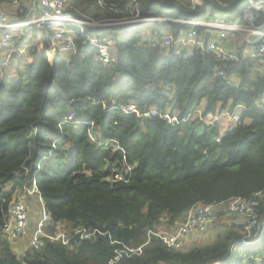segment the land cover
<instances>
[{
	"label": "trees",
	"instance_id": "16d2710c",
	"mask_svg": "<svg viewBox=\"0 0 264 264\" xmlns=\"http://www.w3.org/2000/svg\"><path fill=\"white\" fill-rule=\"evenodd\" d=\"M217 1L224 0H201L200 12L240 16L247 3L234 0L231 9H222ZM126 2L70 0L97 21L121 17ZM141 15L194 14L175 0H141ZM185 27L137 21L118 28L75 29L77 49L68 62L50 57L44 37L42 46L14 61L16 76L0 68V197L10 198L2 187L17 183L25 166L50 216L45 231L60 230L66 237L78 230L101 232L89 238L77 233L67 244L43 238L38 249L16 253L0 231V264H108L122 245L141 246V251L123 253L119 264H264V234L254 244L230 251L244 224L226 210L217 215L213 234L189 235L180 249L156 236L147 239L161 217L172 229L197 202L258 194L257 208H264V57L222 62L223 77L209 70L213 55L165 52L148 39L156 33L159 40L162 31L177 37ZM103 35L115 38V60L109 64L96 60L97 48L90 42ZM238 51L242 54L241 47ZM202 102V115L186 118ZM110 103H134L137 113H123ZM238 105L243 106L239 121L217 140L219 128L204 116ZM150 108L169 110L179 121L140 116ZM70 112L75 116L65 121ZM88 122L94 131L89 132ZM110 140L121 150L105 148ZM108 164L118 171L126 165L132 169L122 180L109 179Z\"/></svg>",
	"mask_w": 264,
	"mask_h": 264
},
{
	"label": "built area",
	"instance_id": "2783aa9c",
	"mask_svg": "<svg viewBox=\"0 0 264 264\" xmlns=\"http://www.w3.org/2000/svg\"><path fill=\"white\" fill-rule=\"evenodd\" d=\"M149 1V0H145ZM181 3L188 13L194 14L191 18L166 17V16H142L141 0H127L125 6L120 10L121 17L108 18L97 21L89 18L76 8L72 7L70 0H0V68L9 69L11 77L16 76L14 61L21 57H27L29 51L37 46H42L44 37L48 39L50 57L55 56L57 60L68 62L69 56L76 52L75 29L83 31L84 28H118L119 26L137 21L173 22L187 26L179 31L177 37H173L169 31L160 32L159 40L154 33L153 38H148L151 45L160 43L161 48L166 52L173 49L179 54L183 50H197L200 53L213 55L215 62L209 67L210 72L225 77L222 62L240 61L247 55L264 57V0H246V6L241 15L232 18L225 16L211 15L208 10L200 12L201 0H175ZM234 0L217 1L222 9H231ZM100 4H103L100 2ZM203 13V16L200 14ZM228 36H239L244 42L239 53V48H229L223 41ZM90 42L96 46V60L109 64L115 60L112 51L115 46V38L110 35L93 36ZM248 45V46H245ZM249 48L250 51H246ZM229 81L236 85L237 78L229 77ZM109 107L120 109L123 113H137L134 103L107 104ZM260 106L264 110V91L260 94ZM238 105L231 110H217L207 114L204 119L211 125L216 124L219 129L228 125L227 129L239 121ZM201 109H195L186 118H195L202 115ZM141 117L159 116L168 123L179 121L175 113L169 110L163 112L156 108H150L139 113ZM75 116L74 112L65 118L71 121ZM88 130H95L93 123L88 122ZM30 132L35 128L30 126ZM227 131V130H226ZM220 138L218 137L217 140ZM105 148L114 151L121 150V147L113 140L105 144ZM132 166L126 165L123 170L118 171L115 165L108 164V178L122 180L124 174L129 172ZM17 183L6 184L2 188L10 198L0 197V228L1 232L12 242L19 239H27V249L36 250L42 244V239L51 241L60 240L67 244L75 234L80 238H89L95 233H101L94 229L92 232L78 230L73 235L66 237L60 230L51 234L45 231V226L50 221L41 193L35 179L28 178V170L25 166L21 168ZM125 171V172H123ZM36 197L40 208V218L36 221L32 232L27 231L29 204L27 199ZM258 194L250 198L235 197L228 201H201L193 204L186 212L185 218L180 222L167 228V220L161 217L159 223L147 231V239L156 236L168 247L180 249L184 246L189 235L206 233L215 223L216 217L222 211L239 216L244 224L243 234L231 245L230 251H237L241 245H252L264 234V208L258 209ZM6 204L4 208L3 205ZM191 237V238H192ZM190 238V239H191ZM147 241L145 242V244ZM123 249L114 250V255L109 259L108 264H119L122 254L139 253L141 246L135 249L122 245Z\"/></svg>",
	"mask_w": 264,
	"mask_h": 264
},
{
	"label": "rangeland",
	"instance_id": "374dc122",
	"mask_svg": "<svg viewBox=\"0 0 264 264\" xmlns=\"http://www.w3.org/2000/svg\"><path fill=\"white\" fill-rule=\"evenodd\" d=\"M227 39H229V41H231L229 36ZM227 45H228V47L232 46V43L229 42ZM234 46H244V42L241 40L235 41ZM245 46H248V45L245 44ZM246 51H250V49L246 48ZM261 69H264V65L261 66ZM202 107H203V102L197 107V109H201ZM237 111L240 113V108H237ZM227 127H228V125L224 128V130L222 128L219 129V138H221L226 133V130H228ZM27 201L29 204V213H28L29 226L27 227V231L32 232V229H33L34 225L36 224V221L40 218L41 212H40L39 204L36 200V197H30V198H28ZM209 230L210 231L206 232L205 235H207V233H209L210 235L213 234L214 227L212 226ZM201 237L202 236H197V238H201ZM23 242H24V244L22 245ZM18 243L20 245H18ZM18 243L16 244V248L19 251H22L23 248H24V250L27 249V239H25V238L19 239Z\"/></svg>",
	"mask_w": 264,
	"mask_h": 264
},
{
	"label": "crops",
	"instance_id": "0c3cea01",
	"mask_svg": "<svg viewBox=\"0 0 264 264\" xmlns=\"http://www.w3.org/2000/svg\"><path fill=\"white\" fill-rule=\"evenodd\" d=\"M235 15H226L225 17H227V18H232V19H236V18H233ZM230 37V39H231V41H229V39H227V40H224L223 41V43L228 47V43L229 42H231L232 43V46H229V48H240L241 47V49L243 48V46H234V44H235V41H240V38H239V36H229ZM203 106H204V102H203ZM241 109V108H240ZM28 200V199H27ZM177 223H180V222H177ZM25 241V240H24ZM18 243V240L16 241V242H14L13 243V248H14V250H15V252L16 253H22V252H24L25 250H24V248H23V250L22 251H19L17 248H16V244ZM24 244V242L22 243V245ZM18 245H20L19 243H18Z\"/></svg>",
	"mask_w": 264,
	"mask_h": 264
},
{
	"label": "water",
	"instance_id": "95a60500",
	"mask_svg": "<svg viewBox=\"0 0 264 264\" xmlns=\"http://www.w3.org/2000/svg\"><path fill=\"white\" fill-rule=\"evenodd\" d=\"M74 103V102H73ZM0 231H1V228H0Z\"/></svg>",
	"mask_w": 264,
	"mask_h": 264
}]
</instances>
